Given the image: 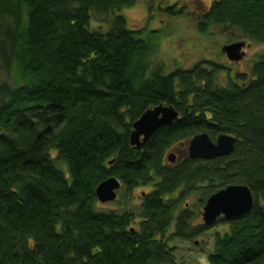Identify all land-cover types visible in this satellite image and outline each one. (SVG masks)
Instances as JSON below:
<instances>
[{"label":"trees","instance_id":"1","mask_svg":"<svg viewBox=\"0 0 264 264\" xmlns=\"http://www.w3.org/2000/svg\"><path fill=\"white\" fill-rule=\"evenodd\" d=\"M147 2L164 6L0 0V59L13 79L0 90V264H177L173 243L206 233L192 223L231 185L247 186L254 208L218 220L228 230L207 263L264 264V56L227 86L215 63L154 69L159 32L132 30L121 14ZM174 5L166 18L178 16ZM197 22L204 35L264 46V0H213ZM162 104L179 118L131 146L133 124ZM202 133L234 136V152L165 164ZM111 178L127 194L151 191L136 210L98 211L96 189ZM193 193L202 194L195 210L183 206Z\"/></svg>","mask_w":264,"mask_h":264},{"label":"rangeland","instance_id":"2","mask_svg":"<svg viewBox=\"0 0 264 264\" xmlns=\"http://www.w3.org/2000/svg\"><path fill=\"white\" fill-rule=\"evenodd\" d=\"M159 2V0H158ZM161 3V2H160ZM173 6L178 16L166 18L165 6ZM213 0H164L161 10L150 11L148 2L141 3L133 8L124 10L121 14L125 16L128 27L132 30H143L149 33L158 31L159 45L151 55L153 66L163 68L164 73H170L177 69L191 70L197 65L211 69L217 66V83L219 86H227L229 79L235 75L250 72L253 63L264 56V46L255 43H245L244 58L240 61L232 62L222 52V48L231 44L229 40L217 30L209 35L199 32L197 16L206 12L212 5ZM162 4V3H161ZM184 11L183 14H181ZM162 15L161 17H159ZM182 15V16H180ZM102 22V21H101ZM96 21V26H105V23ZM146 34V33H145ZM238 77V76H237ZM12 75L8 72L0 59V90L3 87L12 86ZM191 140V139H190ZM190 140L186 141L184 147H172L165 156V164L176 163L177 158L188 157V147ZM174 155L175 162H171L169 157ZM150 188H138L132 193H126L121 188L117 192L115 201L108 203H98V211L101 212H124L136 210L139 206L144 192L149 193ZM202 194L189 196L183 202V206L195 210L199 207ZM208 200V198H207ZM206 200V202H207ZM205 206V205H204ZM192 223L196 228L204 224L202 211ZM228 230L227 223H216L208 231L199 236H195L187 241L173 243L175 248V258L177 264H208L207 257L212 253L214 247V237L216 234H223ZM173 229L169 230L171 234Z\"/></svg>","mask_w":264,"mask_h":264},{"label":"water","instance_id":"3","mask_svg":"<svg viewBox=\"0 0 264 264\" xmlns=\"http://www.w3.org/2000/svg\"><path fill=\"white\" fill-rule=\"evenodd\" d=\"M245 46L243 42L229 44L222 48V52L230 61H240L244 58ZM178 118L179 114L174 107L163 104L146 111L133 124L130 135L131 146L142 149L156 130L171 124ZM236 142L237 139L234 136L222 134L213 141L207 133H202L190 140L188 158L214 160L227 157L234 152ZM169 160L175 162L176 157L172 155ZM120 188L121 183L116 178H111L97 187V198L101 203L115 201ZM254 203V195L247 186H228L208 198L202 211L204 224L212 227L221 217L227 221L241 218L252 212Z\"/></svg>","mask_w":264,"mask_h":264},{"label":"flooded vegetation","instance_id":"4","mask_svg":"<svg viewBox=\"0 0 264 264\" xmlns=\"http://www.w3.org/2000/svg\"><path fill=\"white\" fill-rule=\"evenodd\" d=\"M243 51H244V49H243ZM245 53V52H244Z\"/></svg>","mask_w":264,"mask_h":264}]
</instances>
